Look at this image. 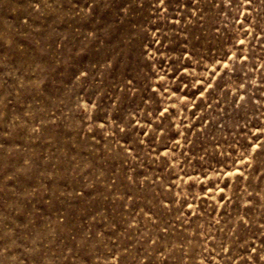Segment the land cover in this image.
Returning <instances> with one entry per match:
<instances>
[{
  "label": "rangeland",
  "instance_id": "rangeland-1",
  "mask_svg": "<svg viewBox=\"0 0 264 264\" xmlns=\"http://www.w3.org/2000/svg\"><path fill=\"white\" fill-rule=\"evenodd\" d=\"M0 264H264V0H0Z\"/></svg>",
  "mask_w": 264,
  "mask_h": 264
}]
</instances>
